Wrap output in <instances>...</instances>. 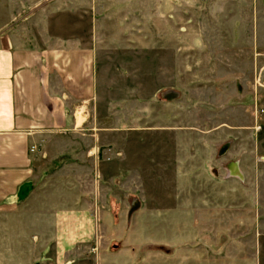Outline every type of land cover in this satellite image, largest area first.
<instances>
[{
	"label": "rangeland",
	"instance_id": "374dc122",
	"mask_svg": "<svg viewBox=\"0 0 264 264\" xmlns=\"http://www.w3.org/2000/svg\"><path fill=\"white\" fill-rule=\"evenodd\" d=\"M7 32L100 44V239L75 264H264V0H0ZM57 141L42 175L92 138Z\"/></svg>",
	"mask_w": 264,
	"mask_h": 264
},
{
	"label": "crops",
	"instance_id": "0c3cea01",
	"mask_svg": "<svg viewBox=\"0 0 264 264\" xmlns=\"http://www.w3.org/2000/svg\"><path fill=\"white\" fill-rule=\"evenodd\" d=\"M3 35L0 264H75L81 250L92 248L99 238L94 169L98 153L104 151L97 139L109 131L93 125L100 119L96 113L100 44L95 37L74 34L45 37L36 44L20 43L9 32ZM63 136L92 138L85 162L65 161L51 174H40L45 157L53 154L51 162L57 158L55 144ZM78 169L85 170V176L76 174ZM88 179L91 188L84 191L80 185ZM170 197L181 200L179 195ZM181 207L171 203L166 208L174 212L191 208ZM186 243L181 241V248Z\"/></svg>",
	"mask_w": 264,
	"mask_h": 264
},
{
	"label": "bare ground",
	"instance_id": "6f19581e",
	"mask_svg": "<svg viewBox=\"0 0 264 264\" xmlns=\"http://www.w3.org/2000/svg\"><path fill=\"white\" fill-rule=\"evenodd\" d=\"M238 170H239V169H237V167H233V168H231L230 172H231L232 174H238L239 176H241L242 173H241L240 171H238Z\"/></svg>",
	"mask_w": 264,
	"mask_h": 264
}]
</instances>
